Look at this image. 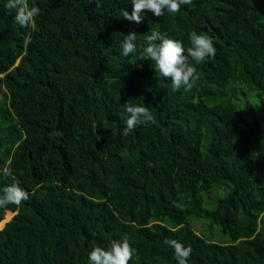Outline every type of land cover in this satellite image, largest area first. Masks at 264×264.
Returning a JSON list of instances; mask_svg holds the SVG:
<instances>
[{
  "label": "trees",
  "instance_id": "trees-1",
  "mask_svg": "<svg viewBox=\"0 0 264 264\" xmlns=\"http://www.w3.org/2000/svg\"><path fill=\"white\" fill-rule=\"evenodd\" d=\"M6 4L0 192L18 182L29 199L0 207V227L14 212L0 264H88L123 238L129 264H176L166 239L192 248L188 264H264V0H191L140 24L122 16L131 0H28L40 12L27 27ZM152 29L185 54L190 32L211 37L191 90L140 60ZM132 32L137 54L123 57ZM126 104L154 123L124 135Z\"/></svg>",
  "mask_w": 264,
  "mask_h": 264
},
{
  "label": "clouds",
  "instance_id": "clouds-1",
  "mask_svg": "<svg viewBox=\"0 0 264 264\" xmlns=\"http://www.w3.org/2000/svg\"><path fill=\"white\" fill-rule=\"evenodd\" d=\"M90 2H94L99 7L101 0H90ZM131 3V14L124 10L122 16L126 20L140 24L149 12L156 17H162L165 11L176 14L182 5L190 4L191 0H131ZM6 7L16 10L14 19L21 27L30 26L40 12L38 7H29L28 0H7ZM136 38L135 32L124 36L121 42L123 57L137 54ZM189 40L191 47L185 54L182 42L170 39L160 31L152 29L145 35L146 46L139 51L140 60L151 61L156 76L170 80L173 90L179 91L181 88L185 91L191 90L200 77L190 60L200 64L214 57L216 49L211 37L198 34L196 31L190 32ZM193 103H198V98H194ZM125 111L127 117L126 127L123 129L124 135L130 134L138 126L154 123L153 113L147 106L126 104ZM28 199L29 193L21 188L18 182L13 183L0 192V207H7L9 204L18 206ZM164 243L173 250L176 264H188L192 254L190 246L185 247L176 239H166ZM135 254L136 250L131 247L127 238L113 240L107 250L93 247L88 253V264H129Z\"/></svg>",
  "mask_w": 264,
  "mask_h": 264
},
{
  "label": "rangeland",
  "instance_id": "rangeland-1",
  "mask_svg": "<svg viewBox=\"0 0 264 264\" xmlns=\"http://www.w3.org/2000/svg\"><path fill=\"white\" fill-rule=\"evenodd\" d=\"M11 213H13V212H11ZM4 217V216H3ZM11 217V214H10V216H9V218ZM8 218V219H9ZM7 219V220H8ZM7 220H5V221H7ZM4 221V222H5ZM3 225V224H2ZM193 226L194 227H197L198 226V223H194L193 224ZM2 227V226H1ZM215 230V231H213L214 233H215V235H213V240L214 241H216V242H221V241H223V242H226V241H228V239H227V237L225 236V235H222L221 233H220V231L217 229V227H215V226H213L211 229H209V227L207 226V225H204L202 228H201V230H202V232H203V234L204 235H208L209 233H210V230L212 231V230ZM215 238V239H214Z\"/></svg>",
  "mask_w": 264,
  "mask_h": 264
},
{
  "label": "water",
  "instance_id": "water-1",
  "mask_svg": "<svg viewBox=\"0 0 264 264\" xmlns=\"http://www.w3.org/2000/svg\"><path fill=\"white\" fill-rule=\"evenodd\" d=\"M9 212H10V211H9ZM10 213H11V212H10ZM13 213H14V212H13ZM13 213H11V216L13 215ZM5 222H6V221H5ZM5 222H4V223H5ZM4 223H3V224H4ZM2 226H3V225H2ZM0 228H2V227H0Z\"/></svg>",
  "mask_w": 264,
  "mask_h": 264
}]
</instances>
